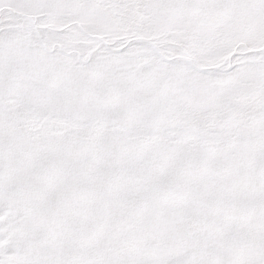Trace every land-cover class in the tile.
I'll list each match as a JSON object with an SVG mask.
<instances>
[{
    "label": "snow or ice",
    "instance_id": "1",
    "mask_svg": "<svg viewBox=\"0 0 264 264\" xmlns=\"http://www.w3.org/2000/svg\"><path fill=\"white\" fill-rule=\"evenodd\" d=\"M0 264H264V0H0Z\"/></svg>",
    "mask_w": 264,
    "mask_h": 264
}]
</instances>
